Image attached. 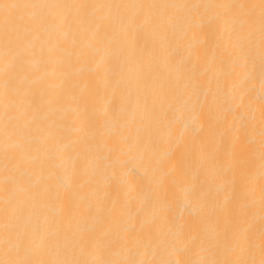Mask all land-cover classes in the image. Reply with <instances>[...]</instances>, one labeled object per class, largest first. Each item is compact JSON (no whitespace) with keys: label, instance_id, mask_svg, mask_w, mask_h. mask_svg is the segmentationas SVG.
<instances>
[{"label":"bare ground","instance_id":"bare-ground-1","mask_svg":"<svg viewBox=\"0 0 264 264\" xmlns=\"http://www.w3.org/2000/svg\"><path fill=\"white\" fill-rule=\"evenodd\" d=\"M45 2L204 5L251 0ZM146 12L157 20L151 37L157 55L146 56L139 70L115 48L77 54L71 32L62 37L63 51L54 53L46 68L39 43L34 54L26 57L31 76L24 87L35 94L38 135L41 140L53 138L32 145L30 156L36 162L26 167L33 182L47 192L44 212L49 218L63 214L60 197L74 186H83L76 202L80 206L92 203L106 214L115 202L122 216L118 224L107 226L115 242L113 258H129L131 249L138 260L195 259V255L175 250V233L187 225L190 235L196 236L198 219L223 207L231 192L232 174L227 162L220 164L215 159L214 150L230 151L231 138L242 126H248L242 142L256 149L259 196L258 146L264 96L259 31L257 28L253 37L254 63L245 67L248 43L243 41L241 48L235 34L230 36L223 24L217 26V10L173 7ZM45 70L49 75L40 80ZM85 85L92 100L87 113L74 99ZM57 92L63 93V99L49 104ZM20 142L26 143V139ZM201 197H206L204 208ZM254 223L258 230V205ZM96 224L94 219L87 223L74 219L71 232L79 234ZM126 233L138 234L141 246L136 248Z\"/></svg>","mask_w":264,"mask_h":264},{"label":"snow or ice","instance_id":"snow-or-ice-1","mask_svg":"<svg viewBox=\"0 0 264 264\" xmlns=\"http://www.w3.org/2000/svg\"><path fill=\"white\" fill-rule=\"evenodd\" d=\"M190 7L214 9L217 26L223 24L229 35L235 34L240 47L247 41L244 66L254 63L253 37L259 31L261 86L264 87V0L240 3L204 5H166L144 3L45 2V0H0V141L3 170L0 172V264H264V96L261 97L259 159V196L255 183L256 149L242 142L248 126H242L231 138V150H214L215 159L228 163L232 178L230 194L218 212L197 221V235L191 236L186 225L175 233L173 246L178 252L195 255V259L177 261L138 260L129 249V258H113L107 226L118 224L122 210H105L88 203L80 206L81 186L70 187L61 197L62 215L49 218L44 212L47 192L33 182L26 165H34L30 156L32 145L50 142L41 140L36 126L35 94L24 87L31 73L26 57L33 55L39 43L41 63L53 62L54 53L63 51L62 37L72 33V47L77 54L85 50L100 51L115 48L137 69L143 67L146 56L155 58L152 29L157 20L147 14L149 9ZM91 10V13L88 12ZM131 11L130 15L126 13ZM70 59V58H69ZM49 75L45 70L40 80ZM63 87V84L60 86ZM63 93L57 92L48 103H60ZM87 113L92 100L87 85L74 97ZM241 107H243L241 97ZM25 138L26 143L20 139ZM43 167V162H41ZM77 172L74 169L72 178ZM206 207V197H201ZM257 205L260 228H255ZM78 219L97 224L79 234H72L71 222ZM151 231V229H149ZM206 233L201 235V233ZM136 248L142 244L138 234L126 233ZM183 245V247H176ZM147 248V245H144ZM258 256V258H257Z\"/></svg>","mask_w":264,"mask_h":264}]
</instances>
